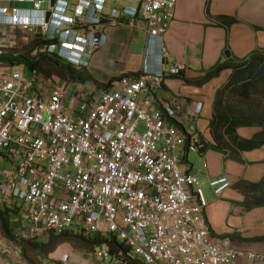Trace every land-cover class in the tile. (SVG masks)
<instances>
[{"label":"built area","instance_id":"2783aa9c","mask_svg":"<svg viewBox=\"0 0 264 264\" xmlns=\"http://www.w3.org/2000/svg\"><path fill=\"white\" fill-rule=\"evenodd\" d=\"M133 1L106 14L105 0H76L71 7L55 0L45 8L41 0H14L10 14L0 16L11 28L37 25L49 41L43 51L78 70L87 69L108 27L122 25L125 15L139 18L159 41L158 71L121 75L103 90L0 67V150L9 165L0 169V203L20 202L28 225L13 236L35 239L72 228L110 233L129 249L128 264H264V251L212 234L198 177L182 170L180 149L205 147L183 134L182 104L152 107L164 79L184 69L167 65L162 42L177 0ZM25 3L32 9L18 6ZM191 106L194 122L203 104ZM208 185L220 196L231 182L222 175ZM13 248L14 240L0 239V264H18L8 258ZM92 256L96 264H127L105 246ZM60 261L69 264V256Z\"/></svg>","mask_w":264,"mask_h":264},{"label":"crops","instance_id":"0c3cea01","mask_svg":"<svg viewBox=\"0 0 264 264\" xmlns=\"http://www.w3.org/2000/svg\"><path fill=\"white\" fill-rule=\"evenodd\" d=\"M41 1L42 8L49 3V0ZM57 1H60V4L66 2L71 7L76 0ZM105 2L106 14L111 10L135 6L133 0ZM13 4L14 0H0V16L2 13L9 15ZM18 6L22 9H32L30 3ZM24 15L30 17L28 14ZM31 16L35 20L41 19V14L36 12ZM217 16L231 17L235 22L226 29L215 19ZM122 20V25L108 27L106 43L93 55L85 69L95 82L87 80L82 85L93 90H103L102 88H109L115 82L107 85L110 80L117 81L121 75L135 77L145 68L151 72L160 69L159 41L148 36L144 23L139 18L133 19L130 15H125ZM37 33L43 38L37 25L24 30L21 27L11 28L0 24V52L15 51L22 54L21 49L27 47ZM162 42L167 65L178 63L183 65L184 69L177 77L169 76L164 79L161 92L156 94L160 100L154 98L152 107L160 108L163 102L177 101L182 104L184 123L183 127H180L183 128V134L189 139L202 141L206 146L199 153L187 151L185 147L181 148L180 155L183 159V172L198 177L207 203L205 214L208 226L213 235H228L237 246L249 243L243 241L247 238L241 236L250 233L243 230H246L249 224L257 225L258 221H264V207L243 212L242 208L236 205L243 197L232 185L239 179L250 182L260 180L264 174V145L259 149L241 153L242 162L226 158L211 147L212 136L208 124L212 115V104L217 90L226 82L231 71L225 69L215 78L202 84L197 82L208 75L216 64H224L229 58H244L257 49L264 50V0H177L173 9V19ZM226 51L228 57L225 55ZM197 101L202 102L203 107L198 118L192 122L189 117L191 105ZM139 129L143 130V127L140 126ZM241 129L252 130L250 135H246L248 138L258 131L257 128H240L238 134ZM222 175L228 176L231 187L220 196H215L208 182ZM245 218H248V222ZM257 236H264V233L256 231L250 238ZM237 240L240 244L236 243ZM252 245L257 246L259 251H264L260 244ZM56 251L57 249L53 253ZM60 253L58 252V255L62 256ZM65 254L69 256V264L97 263L91 253H84L82 249L78 251L69 246L65 249ZM51 255L52 253L48 258L55 262L50 260L48 262L52 264L61 262L51 258ZM8 258L18 264H41V261L45 260L42 258L34 262L25 259L18 247L12 249Z\"/></svg>","mask_w":264,"mask_h":264},{"label":"trees","instance_id":"16d2710c","mask_svg":"<svg viewBox=\"0 0 264 264\" xmlns=\"http://www.w3.org/2000/svg\"><path fill=\"white\" fill-rule=\"evenodd\" d=\"M215 19L226 29L235 22L233 18L226 16H217ZM48 42L44 37H33L25 47L26 49H21L22 54L15 51L0 52V67H16L22 69L27 75L40 74L52 79L64 78L80 83L87 80L95 82L85 69L78 70L65 64L56 53L52 55L45 53L43 49ZM52 68L56 70V76L51 74ZM225 69L231 72L225 84L217 90L212 104V115L208 124L212 136L210 146L222 153L224 157L242 162L241 153L259 149L264 145V50L257 49L244 58H229L224 64H216L208 75L197 83L202 84L215 78ZM114 81L116 79L110 80L107 85ZM240 128H257L258 131L251 137L244 138L238 134ZM5 157L1 151L0 160L4 161ZM232 187L243 197V200L236 204L242 208L243 212L264 207V174L257 182L239 179L233 183ZM20 213L17 203H0V236L14 240L25 259H28V253L47 259L49 254L66 241L74 248L91 254L100 246H105L111 255L119 256L127 264L129 263L126 256L129 249L110 233L90 234L71 229L62 234L48 232V238L45 241H38V238L16 239L13 234L17 231ZM219 237L231 238L228 235ZM243 241L264 243V236L247 238ZM49 260L52 261L48 258Z\"/></svg>","mask_w":264,"mask_h":264},{"label":"rangeland","instance_id":"374dc122","mask_svg":"<svg viewBox=\"0 0 264 264\" xmlns=\"http://www.w3.org/2000/svg\"><path fill=\"white\" fill-rule=\"evenodd\" d=\"M26 48H24V50H25ZM51 74L52 75H57V73H56V70H53V68L51 69ZM25 75H27V74H25ZM60 78V77H59ZM60 79H63V80H66V79H64V78H60ZM227 81V80H226ZM225 84V83H224ZM73 90H75V86H74V84H72V87L70 88V91L72 92ZM139 131H140V129H139ZM241 133V134H240ZM240 133H239V135L241 136V137H244V138H248L246 135H250L251 133H252V130L251 129H241L240 130ZM0 152H1V150H0ZM0 167L1 168H8L9 167V165L7 164V163H5L2 159L0 160ZM17 206L19 207V212H21V203L20 202H17ZM19 216V214L17 215V217ZM20 216H21V213H20ZM245 221L246 222H248V218H245ZM27 227H28V225H27V222L25 221V220H23V219H21V223H18V228H17V231H19V229L20 228H26L27 229ZM73 230H76V231H78L77 229H75V228H72ZM17 231H15V232H17ZM243 231H249V233L250 234H247V235H242L241 237L242 238H250V236L253 234V233H255L256 231H259L260 233H264V221H258L257 222V225H254V224H249V226H248V228H246V230H243ZM47 234L48 233H46V234H44L43 236H41L40 238H38V241H45L47 238H48V236H47ZM236 243L237 244H240V241H236ZM252 244H260L261 246H263V248H264V243L263 242H257V243H252ZM252 244H250V243H241V245H239L240 247L239 248H241V249H251V250H253V251H259V249L257 248V246H254V245H252ZM72 247L73 249H75V250H78V251H80V249L79 248H74V246L71 244V243H69V242H64V243H61L60 244V246L57 248V251L58 252H61L63 255L61 256H59L58 255V252L56 251V253L54 254V253H52V255H51V258L53 257V258H56V259H58V260H61V259H64L65 257H66V254H65V249L66 248H68V247ZM264 250V249H263ZM82 252H84V253H88L89 254V252H85V251H83L82 250ZM60 253V254H61ZM44 259V257H42V256H35V255H33L32 253H28V259H30V260H32V261H34L35 262V260H37V261H40L41 259ZM52 260V259H51ZM53 262H55V260H52ZM42 263L41 264H52L51 262H48V258L46 259L45 258V260L44 261H41Z\"/></svg>","mask_w":264,"mask_h":264},{"label":"water","instance_id":"95a60500","mask_svg":"<svg viewBox=\"0 0 264 264\" xmlns=\"http://www.w3.org/2000/svg\"><path fill=\"white\" fill-rule=\"evenodd\" d=\"M54 2H55V0H49V5L52 6L54 4ZM49 15H50L49 12H46L45 13V21H48ZM36 37H39L40 38L41 37V34L40 33H37L36 34ZM225 55L228 57L229 54H228L227 51L225 52Z\"/></svg>","mask_w":264,"mask_h":264},{"label":"bare ground","instance_id":"6f19581e","mask_svg":"<svg viewBox=\"0 0 264 264\" xmlns=\"http://www.w3.org/2000/svg\"><path fill=\"white\" fill-rule=\"evenodd\" d=\"M54 57V56H53ZM58 60H59V58H58Z\"/></svg>","mask_w":264,"mask_h":264}]
</instances>
